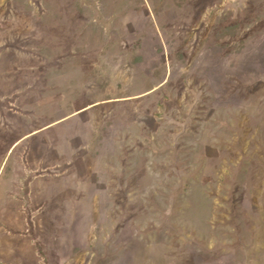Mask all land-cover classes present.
<instances>
[{"label": "rangeland", "instance_id": "rangeland-1", "mask_svg": "<svg viewBox=\"0 0 264 264\" xmlns=\"http://www.w3.org/2000/svg\"><path fill=\"white\" fill-rule=\"evenodd\" d=\"M0 264H264V0H0Z\"/></svg>", "mask_w": 264, "mask_h": 264}, {"label": "crops", "instance_id": "crops-1", "mask_svg": "<svg viewBox=\"0 0 264 264\" xmlns=\"http://www.w3.org/2000/svg\"><path fill=\"white\" fill-rule=\"evenodd\" d=\"M74 116H76V115L73 114V115H71V116H69V117H70V118H73ZM69 117H68V118H69ZM56 123H57V122H53V123L51 122V123H49V124L46 125V126H49V125H51V124H55V125L60 124V123H58V124H56ZM55 125H54V126H55ZM46 126H45V127H46ZM54 126H52V127H54ZM45 127H44V128H45ZM52 127H50V128H52ZM44 128H43V129H44ZM50 128H46L45 130L42 129L40 133H42V132H47ZM40 133H39V134H40ZM39 134H32V133H31L30 138H32V137H34V136H36V135H39ZM46 134H47V133H46ZM28 135H29V134H28ZM28 135H26V136H28ZM26 138H29V137H26ZM15 145H16V144H15ZM29 195H31V193H30ZM29 199H30V198H29ZM24 213H25V211H24ZM32 219H33V218H31L30 220H32ZM31 236H32V235H30L29 237L31 238ZM13 247H14V252L16 253V246H13ZM23 247H24V246H23ZM25 247H26V246H25ZM25 247H24V248H25ZM19 251H20V250H19Z\"/></svg>", "mask_w": 264, "mask_h": 264}, {"label": "bare ground", "instance_id": "bare-ground-1", "mask_svg": "<svg viewBox=\"0 0 264 264\" xmlns=\"http://www.w3.org/2000/svg\"><path fill=\"white\" fill-rule=\"evenodd\" d=\"M159 89V88H158ZM156 90V89H155Z\"/></svg>", "mask_w": 264, "mask_h": 264}, {"label": "flooded vegetation", "instance_id": "flooded-vegetation-1", "mask_svg": "<svg viewBox=\"0 0 264 264\" xmlns=\"http://www.w3.org/2000/svg\"><path fill=\"white\" fill-rule=\"evenodd\" d=\"M144 93H146V92H144Z\"/></svg>", "mask_w": 264, "mask_h": 264}, {"label": "water", "instance_id": "water-1", "mask_svg": "<svg viewBox=\"0 0 264 264\" xmlns=\"http://www.w3.org/2000/svg\"><path fill=\"white\" fill-rule=\"evenodd\" d=\"M142 95H144V94H142Z\"/></svg>", "mask_w": 264, "mask_h": 264}]
</instances>
